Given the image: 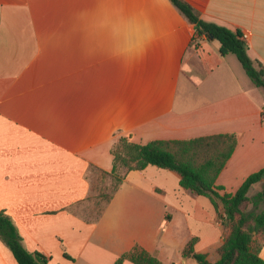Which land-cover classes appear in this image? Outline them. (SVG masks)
<instances>
[{
	"label": "crops",
	"instance_id": "crops-1",
	"mask_svg": "<svg viewBox=\"0 0 264 264\" xmlns=\"http://www.w3.org/2000/svg\"><path fill=\"white\" fill-rule=\"evenodd\" d=\"M183 1L247 34L264 66V0ZM195 37L171 0H0V212L47 264H113L135 246L164 264H198L183 254L192 239L208 262L220 259L230 225L176 171H129L94 220L73 210L91 195L90 170L111 172L120 136L236 134L221 194L264 167V88L218 40ZM252 245L264 259L262 236ZM0 264H18L2 239Z\"/></svg>",
	"mask_w": 264,
	"mask_h": 264
},
{
	"label": "trees",
	"instance_id": "trees-1",
	"mask_svg": "<svg viewBox=\"0 0 264 264\" xmlns=\"http://www.w3.org/2000/svg\"><path fill=\"white\" fill-rule=\"evenodd\" d=\"M171 1L194 24V40L203 35L209 40H218L221 54H235L253 84L264 88V66L249 56L248 43L241 30L202 19L183 0ZM237 143V136L233 133L183 140L158 139L145 144L133 141L130 136H120L111 150L114 159L111 173L119 178L107 203L129 171L144 169L148 165L176 171L181 177L180 185L198 195L209 197L220 219L231 228L226 241L218 249L221 257L217 262L210 263L206 255L195 252V239L184 249V257H194L198 264H264L260 246L252 245L257 234L264 241V187L254 196H249L250 188L264 180V167L250 174L234 193L221 194L220 190L224 187L216 183ZM0 239L10 248L18 264H47L49 261L41 252H31L24 247L17 226L4 211L0 212ZM126 260L135 264H164L140 246L122 254L113 264H123Z\"/></svg>",
	"mask_w": 264,
	"mask_h": 264
},
{
	"label": "rangeland",
	"instance_id": "rangeland-1",
	"mask_svg": "<svg viewBox=\"0 0 264 264\" xmlns=\"http://www.w3.org/2000/svg\"><path fill=\"white\" fill-rule=\"evenodd\" d=\"M118 178V175H113L111 172L95 168L90 170L88 179L92 186L91 195L84 202L76 204L73 207L74 212L88 220L97 218L107 204L109 196L113 193Z\"/></svg>",
	"mask_w": 264,
	"mask_h": 264
},
{
	"label": "built area",
	"instance_id": "built-area-1",
	"mask_svg": "<svg viewBox=\"0 0 264 264\" xmlns=\"http://www.w3.org/2000/svg\"><path fill=\"white\" fill-rule=\"evenodd\" d=\"M243 38L244 39H247V34H243Z\"/></svg>",
	"mask_w": 264,
	"mask_h": 264
}]
</instances>
